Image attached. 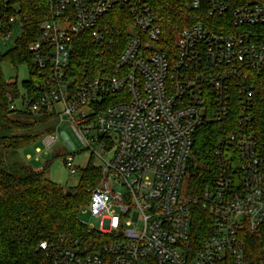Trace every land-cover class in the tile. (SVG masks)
<instances>
[{
	"label": "built area",
	"instance_id": "1",
	"mask_svg": "<svg viewBox=\"0 0 264 264\" xmlns=\"http://www.w3.org/2000/svg\"><path fill=\"white\" fill-rule=\"evenodd\" d=\"M183 1L200 17L173 44L151 0H48L22 65L28 80L8 96V110L68 123L80 144L78 151L64 139L69 154L89 151L104 163L93 164L101 179L81 209L99 219L85 227L99 239L43 242L48 264H264V243L252 250L254 239L264 242V0ZM117 10L128 15L118 55L107 48L105 23ZM14 20L0 5V41L10 40L5 21ZM84 35L103 59L93 76L78 78L73 54ZM218 124L214 186L188 197L182 188L195 134ZM58 139L44 136L45 149ZM64 164L77 174L73 155ZM198 203L212 217L201 243Z\"/></svg>",
	"mask_w": 264,
	"mask_h": 264
},
{
	"label": "trees",
	"instance_id": "2",
	"mask_svg": "<svg viewBox=\"0 0 264 264\" xmlns=\"http://www.w3.org/2000/svg\"><path fill=\"white\" fill-rule=\"evenodd\" d=\"M151 1L157 25L173 44L179 31L199 20L200 15L183 0ZM0 5L8 17L21 22L23 30V36L14 48L0 56V264H48L45 253L39 248L43 242L99 239L87 233L79 222V212L88 205L90 192L99 184L101 172L88 166L82 170L79 184L67 190L48 179V165L39 170L19 162V152L42 138L43 134L33 133L32 129L50 118H35L8 110L7 98L11 94L17 97L19 86L7 84L2 64L8 63L17 70L29 63L28 46L40 36V24L49 13V3L48 0H0ZM105 23L109 28L107 37L113 40L112 47L107 45V48L118 55L128 37V15L117 10L108 14ZM11 27L5 21V30ZM99 49L87 35L77 39L73 54L76 77L81 78L86 70L89 75L95 74L103 59L97 53ZM35 79L34 76L33 81L37 82ZM223 129L221 124L205 126L195 134L182 188L186 196L199 198L206 189L214 186L213 149ZM47 134H53V129ZM192 214L194 235L201 243L212 228V217L201 203L193 207ZM263 243L259 237L254 239L252 250L260 252Z\"/></svg>",
	"mask_w": 264,
	"mask_h": 264
},
{
	"label": "rangeland",
	"instance_id": "3",
	"mask_svg": "<svg viewBox=\"0 0 264 264\" xmlns=\"http://www.w3.org/2000/svg\"><path fill=\"white\" fill-rule=\"evenodd\" d=\"M11 26L13 30L10 40L0 41V56L14 48L16 42L23 36L21 22L18 19L14 20ZM2 71L7 80L15 79L19 86L28 80V72L25 67L20 66L17 70H14L10 64L3 63ZM50 129H53V134L58 135L59 139L50 150H46L42 138L48 135L47 131ZM32 132L43 134L41 136L42 138L19 152V162L39 170L48 165V179L61 187L67 188V190L79 184L81 172L88 166L95 164L97 167H104V163L96 157H92L89 151L69 154L71 152L65 144L64 139H70L78 151H80V144L69 124L66 122L60 124V120L57 117L50 118L43 123L39 122L32 129ZM38 148L43 150L40 161L36 160V150ZM68 155L74 156V163L77 170L76 175H72L64 164V159ZM27 156H30V158H27ZM104 157L105 160H110L111 152L106 153ZM79 222L87 228H97L99 225V219H95L87 210H81L79 212Z\"/></svg>",
	"mask_w": 264,
	"mask_h": 264
}]
</instances>
